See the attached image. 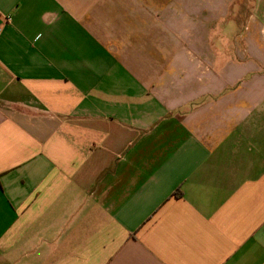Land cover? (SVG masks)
Here are the masks:
<instances>
[{
  "label": "crops",
  "instance_id": "obj_1",
  "mask_svg": "<svg viewBox=\"0 0 264 264\" xmlns=\"http://www.w3.org/2000/svg\"><path fill=\"white\" fill-rule=\"evenodd\" d=\"M0 264H264V0H0Z\"/></svg>",
  "mask_w": 264,
  "mask_h": 264
}]
</instances>
